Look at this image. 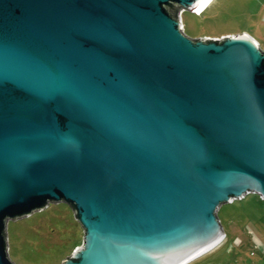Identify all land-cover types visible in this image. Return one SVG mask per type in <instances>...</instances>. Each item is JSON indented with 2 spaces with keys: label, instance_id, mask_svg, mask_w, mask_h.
Listing matches in <instances>:
<instances>
[{
  "label": "water",
  "instance_id": "95a60500",
  "mask_svg": "<svg viewBox=\"0 0 264 264\" xmlns=\"http://www.w3.org/2000/svg\"><path fill=\"white\" fill-rule=\"evenodd\" d=\"M204 1L0 0V264L48 204L83 231L62 264H188L264 202V51L186 37Z\"/></svg>",
  "mask_w": 264,
  "mask_h": 264
},
{
  "label": "rangeland",
  "instance_id": "374dc122",
  "mask_svg": "<svg viewBox=\"0 0 264 264\" xmlns=\"http://www.w3.org/2000/svg\"><path fill=\"white\" fill-rule=\"evenodd\" d=\"M180 16L190 39L247 34L264 51V0H211L199 13ZM216 217L225 238L188 264H264V202L256 194L221 205ZM5 234L13 264H62L83 242L74 212L63 203L9 221Z\"/></svg>",
  "mask_w": 264,
  "mask_h": 264
},
{
  "label": "bare ground",
  "instance_id": "6f19581e",
  "mask_svg": "<svg viewBox=\"0 0 264 264\" xmlns=\"http://www.w3.org/2000/svg\"><path fill=\"white\" fill-rule=\"evenodd\" d=\"M210 1L211 0H205L204 2H203V4L199 7V9L195 12V14H197V12L199 13L203 8H205L209 3H210ZM181 25H183L182 24V21H181ZM243 35H245V34H243ZM246 36V35H245ZM202 254H200V256H201ZM196 258H198V257H196ZM195 258V259H196Z\"/></svg>",
  "mask_w": 264,
  "mask_h": 264
},
{
  "label": "built area",
  "instance_id": "2783aa9c",
  "mask_svg": "<svg viewBox=\"0 0 264 264\" xmlns=\"http://www.w3.org/2000/svg\"><path fill=\"white\" fill-rule=\"evenodd\" d=\"M181 13H178V18H179V23H180V26H181V32H183V30H184V27H183V25H181Z\"/></svg>",
  "mask_w": 264,
  "mask_h": 264
},
{
  "label": "clouds",
  "instance_id": "9594fccd",
  "mask_svg": "<svg viewBox=\"0 0 264 264\" xmlns=\"http://www.w3.org/2000/svg\"><path fill=\"white\" fill-rule=\"evenodd\" d=\"M182 14V13H181ZM224 238H225V236H224Z\"/></svg>",
  "mask_w": 264,
  "mask_h": 264
},
{
  "label": "crops",
  "instance_id": "0c3cea01",
  "mask_svg": "<svg viewBox=\"0 0 264 264\" xmlns=\"http://www.w3.org/2000/svg\"><path fill=\"white\" fill-rule=\"evenodd\" d=\"M255 40V39H254ZM256 41V40H255ZM257 42V41H256Z\"/></svg>",
  "mask_w": 264,
  "mask_h": 264
}]
</instances>
